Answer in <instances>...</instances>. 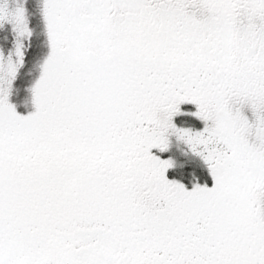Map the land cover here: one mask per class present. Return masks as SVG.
<instances>
[{
  "label": "snow or ice",
  "instance_id": "6c2138e0",
  "mask_svg": "<svg viewBox=\"0 0 264 264\" xmlns=\"http://www.w3.org/2000/svg\"><path fill=\"white\" fill-rule=\"evenodd\" d=\"M4 24L0 264H264V0H0ZM173 138L210 183L168 177Z\"/></svg>",
  "mask_w": 264,
  "mask_h": 264
},
{
  "label": "trees",
  "instance_id": "16d2710c",
  "mask_svg": "<svg viewBox=\"0 0 264 264\" xmlns=\"http://www.w3.org/2000/svg\"><path fill=\"white\" fill-rule=\"evenodd\" d=\"M32 8H29V27L33 29L32 46L26 49L25 60L23 66L19 69L17 77L13 84V90L10 95V102L17 106V110L21 113L30 110L29 107H25L23 103L27 102L28 93L26 89L30 87L31 83L38 76V72L35 65V49L43 44V36L39 32L38 20L32 15ZM13 36L11 28L8 26L0 27V44L3 47L11 48L13 46ZM27 44V41H25ZM5 48V50L7 49ZM3 49V48H2ZM46 51V49H43ZM195 124L196 127H200L196 121H190ZM176 150H173L175 153ZM181 154L177 153L174 155L175 167L170 169L167 173L168 177L175 178L182 181L189 187L193 179L195 178L198 182H209L210 178L207 175V170L203 164L195 157H180Z\"/></svg>",
  "mask_w": 264,
  "mask_h": 264
},
{
  "label": "rangeland",
  "instance_id": "374dc122",
  "mask_svg": "<svg viewBox=\"0 0 264 264\" xmlns=\"http://www.w3.org/2000/svg\"><path fill=\"white\" fill-rule=\"evenodd\" d=\"M15 4H16V0H8V6L9 8H13L15 7ZM5 26H8L9 28L10 25L8 24H4L3 27ZM1 27V26H0ZM13 47V46H12ZM3 48V49H2ZM5 48L7 47H3L1 44H0V53H3L5 56L8 55L9 51L11 50V48H7L5 50ZM14 58V57H13ZM173 150H176L175 153L173 152ZM177 153H180L181 156L183 157H192L190 154H185L186 153V149H185V146L181 143H178L174 138L172 139V142H171V146H170V149H169V152L166 154L167 156H170L172 157V159L175 161V158H174V155H176ZM180 156V157H181Z\"/></svg>",
  "mask_w": 264,
  "mask_h": 264
}]
</instances>
